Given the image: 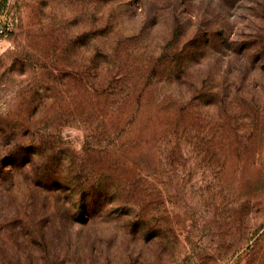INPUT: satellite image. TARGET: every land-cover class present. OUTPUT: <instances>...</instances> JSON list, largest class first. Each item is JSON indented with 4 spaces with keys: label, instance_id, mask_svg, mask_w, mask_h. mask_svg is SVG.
<instances>
[{
    "label": "rangeland",
    "instance_id": "374dc122",
    "mask_svg": "<svg viewBox=\"0 0 264 264\" xmlns=\"http://www.w3.org/2000/svg\"><path fill=\"white\" fill-rule=\"evenodd\" d=\"M0 29V264H264V0H0Z\"/></svg>",
    "mask_w": 264,
    "mask_h": 264
},
{
    "label": "trees",
    "instance_id": "16d2710c",
    "mask_svg": "<svg viewBox=\"0 0 264 264\" xmlns=\"http://www.w3.org/2000/svg\"><path fill=\"white\" fill-rule=\"evenodd\" d=\"M203 41H205V39L198 38L196 42L197 46L191 52H179L177 54H174L175 56H168L167 54L163 56L160 55L158 60L154 61L146 70L149 83H159L161 82V80H158L159 78L165 81H178L185 77L191 78V75L189 73L188 62L192 59L195 60V58L198 57L199 52L197 51V48L202 46ZM207 42L208 40L205 41L206 44ZM205 83L208 85L207 78H205ZM207 85H205L206 87L201 88V90L198 92V95L196 96V101L211 104L213 99L218 98L220 100L221 97L223 98L222 91L218 90L213 85ZM196 101H185L184 104H181L184 107L178 108L177 117L179 121V126L181 125V123L184 124L185 121L188 125L189 120L186 116L191 114V109H194L196 110V113H199V105L196 103ZM201 105L203 106V104Z\"/></svg>",
    "mask_w": 264,
    "mask_h": 264
},
{
    "label": "built area",
    "instance_id": "2783aa9c",
    "mask_svg": "<svg viewBox=\"0 0 264 264\" xmlns=\"http://www.w3.org/2000/svg\"><path fill=\"white\" fill-rule=\"evenodd\" d=\"M2 32H3V29H0V35H1Z\"/></svg>",
    "mask_w": 264,
    "mask_h": 264
}]
</instances>
